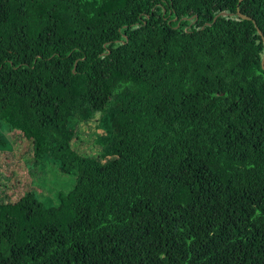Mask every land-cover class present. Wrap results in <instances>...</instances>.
<instances>
[{
  "label": "trees",
  "instance_id": "trees-1",
  "mask_svg": "<svg viewBox=\"0 0 264 264\" xmlns=\"http://www.w3.org/2000/svg\"><path fill=\"white\" fill-rule=\"evenodd\" d=\"M262 37L264 0H0V153L74 178L0 175V264H264Z\"/></svg>",
  "mask_w": 264,
  "mask_h": 264
},
{
  "label": "rangeland",
  "instance_id": "rangeland-1",
  "mask_svg": "<svg viewBox=\"0 0 264 264\" xmlns=\"http://www.w3.org/2000/svg\"><path fill=\"white\" fill-rule=\"evenodd\" d=\"M11 138L13 141L15 140L13 151L9 154L0 153V175L7 179L6 193L17 192V197L18 192L21 193L26 188H33L40 201L45 203L44 207L48 208L56 205L55 188L58 186L62 190H69L74 182L73 176L71 174L63 175L57 167L52 166L45 180H43V174L32 168L30 169L28 164L24 163L25 158L28 157V153L23 148L25 146L24 138L13 133ZM40 180L43 181L44 185H40ZM51 187H54V189L49 190Z\"/></svg>",
  "mask_w": 264,
  "mask_h": 264
},
{
  "label": "water",
  "instance_id": "water-1",
  "mask_svg": "<svg viewBox=\"0 0 264 264\" xmlns=\"http://www.w3.org/2000/svg\"><path fill=\"white\" fill-rule=\"evenodd\" d=\"M239 1L241 2L242 0H239ZM223 14H224V13H221L220 15H223ZM236 14H237L240 18H242V19L250 20V18H248L247 16L242 15V14L240 13V11H239V7H238V6H237V12H236ZM216 18H217V17H215L213 21H215ZM207 24H208V23H207ZM258 33L262 36V34H261V32H260L259 30H258ZM262 40H263V43H264V37H262ZM261 66H262V69L264 70V54H263V58H262V61H261Z\"/></svg>",
  "mask_w": 264,
  "mask_h": 264
}]
</instances>
